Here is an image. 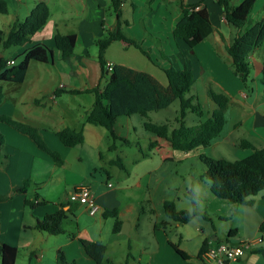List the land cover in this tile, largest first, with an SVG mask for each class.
Segmentation results:
<instances>
[{"label": "crops", "instance_id": "obj_1", "mask_svg": "<svg viewBox=\"0 0 264 264\" xmlns=\"http://www.w3.org/2000/svg\"><path fill=\"white\" fill-rule=\"evenodd\" d=\"M5 1L8 4V12L0 13V29L4 32L13 21L24 19L38 1H44L48 5L50 14L44 26L30 35L28 42L5 49L0 47V56L7 61L12 59L17 64L30 47L44 44L51 49V58L48 62L31 60L21 82H1L3 99L0 102V114L37 127L48 147L62 159V163L57 165L28 135L5 122H0V132L4 136V142L0 144V195L10 196L0 200V241L17 247L14 264H56L55 255L58 248H61L66 259L74 264H96L86 254L80 239L100 241L106 245V260L100 264H217L202 260L200 251L204 244L207 246L225 242L235 245L241 240L256 236H261L262 241L252 250L223 264H264V190L252 196L251 204H232L214 196L209 189V183L202 178L198 179L197 190L192 186L194 180H189V187L176 194L175 205L178 209H190L191 203L187 193L189 189H193L197 195V209L204 215H195L185 223L166 217L162 202L168 198L161 200V209L158 210L151 206L140 209L141 202L122 204L120 190L113 187V184L107 185V182H110V172L107 169L104 170V181L92 183L73 180L72 187L68 191L64 190L61 184L67 168L74 171L88 169L92 176V171L102 167L98 165L105 157L102 149L107 145V130L85 121L86 113L94 99L93 93L85 89L105 85V78L101 76L97 60L98 47H93L97 46L98 38L114 29L116 12L111 8V0ZM199 1L208 11L212 31L190 50L183 40L172 36V29L181 15V5ZM240 1L231 0L232 5ZM119 10V19L124 22L123 32L141 41V46L148 50L150 58L132 45L113 40L104 52L107 62L145 71L158 81L160 80L154 72L159 65L156 58L158 51L168 61V64L164 62L160 69L170 64L175 68L188 64L193 74V83L187 97L192 98L194 103L199 102V96L202 97L204 104L199 103L205 110V116L216 107L208 95V89L229 97L223 110V129L208 147L215 142H231L233 146H240L242 140H247L256 148L264 146V136L257 133L255 137H260L259 146L247 137H233L241 120H235L229 126L225 113V110L228 111L231 107L233 111L240 113L247 107L248 114L253 116L249 134L255 131L257 124L264 126V114L258 112L252 87L254 78L263 74L264 41L248 55V80L251 83L249 85L247 80L244 84L234 73L231 58L226 51L238 30L226 21L222 7L215 0H152L150 4L148 0H122ZM249 20L251 23L264 20V0H255ZM56 32L76 35L73 53L67 58H62L60 50L54 46L53 37ZM112 46L123 54L114 56L110 51ZM9 48L10 54L6 56L4 52ZM131 48L144 55L147 61L141 62L136 58ZM16 54L21 56L17 58ZM74 89L81 92H69ZM52 94L55 96L50 98ZM83 94L92 96L88 97L86 104L83 103ZM248 98L252 101L248 102ZM261 103L264 105V99L259 101V104ZM152 111L145 116L141 115L142 127L146 121L153 122L149 117ZM189 114L195 113L187 110L184 116L185 124L196 125L200 122L201 117L195 114L197 118H194ZM132 115L126 118L130 119ZM178 115L179 108L175 111L171 123H153H166L169 128H174L178 125ZM187 118H194L193 122L188 123ZM121 126L126 129L125 132L121 130L116 134L120 136L122 132L126 133L122 139L129 144L130 129L134 132L137 129L128 123ZM66 127L81 129L83 142L71 147L65 146L56 132ZM163 140L171 146L168 139L156 135L149 141V145L152 141L155 143L151 150H144L137 142L138 148L149 152L146 156L140 152L139 157L145 159L151 155L152 150H159ZM190 151L195 152L197 156L203 153L198 148ZM161 156L163 161L182 158L169 154ZM139 157L134 158V162L139 160ZM118 159L119 157L108 158L107 162L113 164L115 160L118 162ZM128 175L130 177V173ZM136 175L131 186L140 187V174ZM79 176L83 174L80 173ZM25 179H30L37 185H27L24 192H12L21 187ZM78 184L90 186L99 207L96 213L89 214L85 206L68 199L69 192ZM25 198L31 199L35 205L29 207L24 204ZM113 208L118 209L117 216L121 220L120 227L115 232L112 230L114 217L110 214L104 215V211ZM58 209L65 210L67 221L74 222V230L65 228L68 235H61L64 232L48 234L34 227L37 219ZM162 221L165 223L154 227V223ZM217 221L221 226L217 225ZM122 222L128 224L126 232H120ZM221 232L225 233L224 237H221ZM171 242L184 252L185 257L176 252Z\"/></svg>", "mask_w": 264, "mask_h": 264}, {"label": "trees", "instance_id": "obj_2", "mask_svg": "<svg viewBox=\"0 0 264 264\" xmlns=\"http://www.w3.org/2000/svg\"><path fill=\"white\" fill-rule=\"evenodd\" d=\"M152 0H148L150 4ZM223 9L226 21L238 30L237 35L226 47L231 58L233 71L242 82L246 84L250 73L248 55L260 47L264 41V20L250 22L249 15L255 0H241L232 5L231 0H215ZM122 0H111V8L116 12V25L113 30L96 40L98 51L97 60L101 70V76L105 78V85H99L85 89L93 93L94 99L91 108L87 111L85 121L87 123L104 127L112 138L108 149L115 148V139L120 138L115 132V123L119 116H130L132 114L147 115L149 111L167 107L173 101H179L178 125L169 128L166 123L144 122V129L152 132L157 137L168 139L172 148L190 151L200 147H208L216 138L225 124L224 108L229 97L223 93H216L208 89V95L215 102L216 107L207 116L199 102H193L187 97L190 86L193 83V74L188 66L175 68L172 64L161 67L167 83L161 84L149 73L134 68L114 64L111 72L107 71V63L104 52L113 40H121L126 45H132L150 58L148 50L141 46V41L127 36L122 30L120 18V4ZM201 1L192 4L181 5V15L172 29V36L183 40L187 46L192 48L203 40L212 31L208 11ZM8 12V4L0 0V13ZM49 7L44 1H38L22 20L13 21L8 30L0 29V47L2 49L10 46L22 45L29 41L30 35L41 29L49 18ZM54 46L60 50L62 58L69 57L74 50L76 35L74 33L61 34L56 32L53 37ZM51 58V49L44 44H36L30 47L24 54L23 59L17 64L8 65L7 60L0 56V102L3 99L2 81L21 82L26 74L28 63L31 60L48 62ZM264 72V60L262 63ZM69 92H81V90H70ZM187 110H191L201 120L196 125H187L184 116ZM0 122H5L18 131L28 135L36 145L46 152L52 160L60 165L62 159L59 154L48 147L43 140L37 127L12 119L6 114H0ZM57 137L65 146H74L83 142L84 135L81 129L63 128L56 132ZM4 142V136L0 132V144ZM150 142L149 150L154 145ZM240 146L251 149V152L243 158L229 160L224 157H213L205 153H199L198 158L204 163L205 168L201 174L208 180L211 193L232 204H251L252 196L264 190V146L253 147L247 140H242ZM141 154L146 156L148 151L139 148ZM118 164L124 168L121 158ZM27 185H37L30 179H25L21 187L12 192H24ZM37 194L35 195V197ZM9 195H0V200L8 199ZM187 197L190 200V209H178L174 200L165 199L162 209L166 217L172 221L185 223L195 215H204L197 209V195L193 189H189ZM24 204L33 207L35 204L31 199L25 198ZM118 209L113 208L104 211V215L110 214L114 217L112 230L119 229L121 220L117 216ZM67 218L63 209L44 215L37 219L34 227L48 234H60L65 232L63 221ZM165 221L154 223V227L162 225ZM83 248L96 264L106 260V245L100 241L80 239ZM173 248L185 257L175 243L171 242ZM206 248L204 244L201 252ZM18 249L15 246L0 241V264H14ZM108 261V260H107ZM56 264H74L68 261L61 248L55 255ZM109 262V261H108Z\"/></svg>", "mask_w": 264, "mask_h": 264}, {"label": "rangeland", "instance_id": "obj_3", "mask_svg": "<svg viewBox=\"0 0 264 264\" xmlns=\"http://www.w3.org/2000/svg\"><path fill=\"white\" fill-rule=\"evenodd\" d=\"M29 2H32L33 0H28ZM251 18V13L249 15V19ZM115 46H112L110 48L111 53L114 56H119L120 53ZM12 48V47H11ZM97 49V46L94 45L93 49ZM165 50L166 46L164 45ZM136 58L141 60V62L147 61L145 56L142 55L137 50L131 48ZM90 50V48H89ZM10 48L5 50V55L9 56L10 54ZM17 58H19L21 55H15ZM19 56V57H18ZM154 56V55H153ZM171 57V56H170ZM158 60V66L156 70L154 71L157 78L160 80L159 82L163 85H166L167 79L163 71L159 68L164 62L168 64V61L166 60L165 56L160 55V52L158 51L157 55ZM172 58V57H171ZM250 79V78H249ZM253 79V75H252ZM251 80V79H250ZM252 81V80H251ZM248 83L250 85V81L248 80ZM252 87L254 90V96L256 98V102L258 104V112L260 114H264V105L261 103L259 104V101H262L264 99V72L261 76L255 77L252 82ZM190 93V92H189ZM189 93L186 94V96L189 95ZM91 96V95H90ZM86 94H83V103L86 104L88 101V97ZM92 97V96H91ZM248 102L252 101L251 98L247 99ZM199 102L203 105L204 100L202 97L199 96ZM179 108L178 100L173 101L167 108L158 110V111H152L150 113V120L153 122H172L173 116L175 114V111ZM249 108L244 107L240 113V111H233V108H229L228 111L225 110V113L227 114L226 117L228 118V125L230 126L235 120H241V122L238 125V128L233 133V137H247L251 142H253L255 145L259 146L261 142L259 141L260 137H255L256 133L259 135L264 136V126L263 125H256L255 131H253L251 134L250 128L252 126L253 122V116L248 114ZM239 114V115H238ZM189 116L197 118L195 114H189ZM127 116H119L116 120L117 123H115V129L117 133H120L121 130H124L125 128L121 125H127V123L130 125H134L137 129L136 132L132 131L130 129L128 136L130 143H125V141L122 139L126 133L122 132L121 135L118 136L120 138L115 139V148L114 149H107L108 146L112 143V138L110 137L109 133L106 132V139H107V145H104V149H102V152L104 153V159L102 162L100 161L95 171H92V176L90 174V170L85 169L84 171H74L73 169L67 168L65 176L63 178V182L61 184L62 187H64V190L70 189L72 187L73 180H83L85 182H96V181H104L106 178L104 170L107 169L110 172V182L113 184V187H116L118 190H120V193L122 194V204H138L140 203L139 207L141 208H148L152 207L155 209H161V200L168 198L174 200L176 198V194L180 193L181 191L185 190V188L189 187V180H194L193 183V189L197 190V182L199 181V177L203 179V181L208 182L205 178L201 176L205 165L204 163L198 158L197 154L193 151H183V150H177L169 146L164 140L162 142V147L159 150H152V153L147 158H141L140 156V150L138 148L137 142H139L140 146L144 150L149 149V141L153 140L155 138V135L152 132H149L144 129L140 125V120L142 118L139 114H133L130 119L126 118ZM187 118L188 123H192L193 119ZM232 137V138H233ZM152 149V148H151ZM200 152H203L207 155L213 156V157H224L229 160H234L237 158H243L249 153L248 148H243L241 146H233L231 142L228 143H220L215 142L212 146L206 148H198ZM174 155V156H181V160H178L177 158L174 159H167L163 161L161 155ZM121 158L123 165H125V169L120 167L118 164H109L107 162L108 158ZM139 157L140 159L134 162V158ZM83 174V176H79V174ZM130 173V177L128 175ZM85 174V178L84 177ZM135 174H140V187L131 186L133 184L134 176ZM136 175V176H137ZM193 176V178H191ZM83 178V179H81ZM129 186V187H127ZM66 187V188H65ZM217 225L220 224L217 221ZM221 226V225H220ZM63 228L68 230H74L75 228L74 222L71 220L67 221V218L63 221ZM69 233H63L61 235H68ZM225 233L221 232V237H224ZM53 237V236H51Z\"/></svg>", "mask_w": 264, "mask_h": 264}, {"label": "built area", "instance_id": "obj_4", "mask_svg": "<svg viewBox=\"0 0 264 264\" xmlns=\"http://www.w3.org/2000/svg\"><path fill=\"white\" fill-rule=\"evenodd\" d=\"M8 65H13L14 60H8ZM113 64L107 62L105 68L107 71L111 72ZM55 95L52 94L50 98ZM108 186H111V182H107ZM68 199L71 202L78 203L86 207L89 214H94L98 210V205L95 201L94 194L90 186L85 184H78L74 186L68 194ZM262 241L261 236H256L251 239H244L235 245H229L225 242H217L212 245H207L206 248L201 252L200 256L206 263H217L223 264L227 260L237 259L243 254L252 250L255 245Z\"/></svg>", "mask_w": 264, "mask_h": 264}, {"label": "water", "instance_id": "obj_5", "mask_svg": "<svg viewBox=\"0 0 264 264\" xmlns=\"http://www.w3.org/2000/svg\"><path fill=\"white\" fill-rule=\"evenodd\" d=\"M128 226L127 223L125 222H122V225H121V229H120V232H126V227ZM246 254V253H245Z\"/></svg>", "mask_w": 264, "mask_h": 264}]
</instances>
